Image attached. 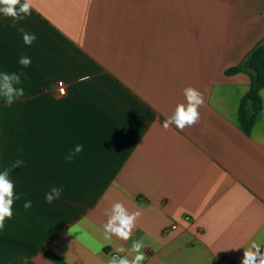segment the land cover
Listing matches in <instances>:
<instances>
[{"label":"crops","instance_id":"1","mask_svg":"<svg viewBox=\"0 0 264 264\" xmlns=\"http://www.w3.org/2000/svg\"><path fill=\"white\" fill-rule=\"evenodd\" d=\"M32 5L18 22L0 14V73L20 74L25 92L8 105L25 153L0 156L19 196L0 230V264H103L132 240L145 245L143 264H241L264 244V88L246 134L239 109L250 78L226 73L264 42V0ZM187 87L203 93L199 122L164 129ZM53 187L62 193L48 204ZM115 202L141 213L129 241L103 237Z\"/></svg>","mask_w":264,"mask_h":264},{"label":"clouds","instance_id":"2","mask_svg":"<svg viewBox=\"0 0 264 264\" xmlns=\"http://www.w3.org/2000/svg\"><path fill=\"white\" fill-rule=\"evenodd\" d=\"M32 0H0V14L5 17H10L14 22L21 21L25 17L31 15ZM23 31V29H21ZM23 40L26 45H31L35 40L34 34L24 33ZM29 57H21L20 65L27 67L31 64ZM90 77H81L80 82H84ZM21 83V75L18 73H0V96L4 98L7 105L13 104L17 99L24 97L23 88H18ZM186 103L177 104L172 115L168 116L163 122V128L168 129L175 125L177 129L183 131L186 127H192L199 122V108L204 105L203 93L193 87H187L183 92ZM261 94H264L262 92ZM83 150L82 145H77L72 155L66 157L71 161L72 156L79 154ZM23 164V161L17 160L12 167L18 168ZM15 185L9 179V171L5 169L0 172V230L5 227V220L11 219L13 216V204L19 196L15 194ZM62 193L61 188L53 187L45 194V201L48 204L59 199ZM32 207L31 201L24 203V208L27 210ZM104 215L107 216V221L103 225V237L106 240H111L113 237L129 241L132 239L136 222L141 216L139 211L129 212L122 202L112 203L110 208L106 209ZM261 243H252L251 246L244 250L241 264H264V251H261ZM143 249L145 245L142 240H132L129 248L123 246L117 247L115 254H109V258L103 264H143L147 259ZM120 253H126L120 255Z\"/></svg>","mask_w":264,"mask_h":264},{"label":"trees","instance_id":"3","mask_svg":"<svg viewBox=\"0 0 264 264\" xmlns=\"http://www.w3.org/2000/svg\"><path fill=\"white\" fill-rule=\"evenodd\" d=\"M228 75L246 73L250 78V89L243 97L239 109V121L246 134H250L261 111L260 92L264 88V42L259 43L245 59L226 72ZM9 264H35L32 261L14 260Z\"/></svg>","mask_w":264,"mask_h":264},{"label":"rangeland","instance_id":"4","mask_svg":"<svg viewBox=\"0 0 264 264\" xmlns=\"http://www.w3.org/2000/svg\"><path fill=\"white\" fill-rule=\"evenodd\" d=\"M9 108L6 103H2V109L0 113V156L9 157L10 155L21 154L25 153V143L18 138L16 140L15 136L12 137L11 130H10V119L11 116L8 113ZM4 164H1V166ZM17 186V185H16ZM15 186V187H16ZM18 186H20L18 184ZM25 184H23L22 188H18V192L24 190ZM31 189V188H29ZM16 188L14 189V191ZM24 192V191H23ZM31 197V196H30ZM25 196L23 195L22 200L18 201L19 203H24ZM40 200L39 196H33L34 202Z\"/></svg>","mask_w":264,"mask_h":264},{"label":"built area","instance_id":"5","mask_svg":"<svg viewBox=\"0 0 264 264\" xmlns=\"http://www.w3.org/2000/svg\"><path fill=\"white\" fill-rule=\"evenodd\" d=\"M58 96L65 97L67 95V89L65 87L64 82H59L57 86ZM186 219H189L188 217ZM172 228H176V226H172Z\"/></svg>","mask_w":264,"mask_h":264}]
</instances>
